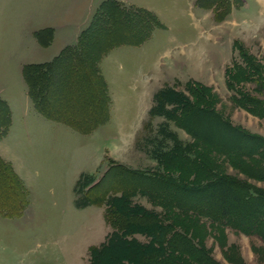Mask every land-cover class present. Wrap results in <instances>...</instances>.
Wrapping results in <instances>:
<instances>
[{
    "label": "trees",
    "instance_id": "obj_1",
    "mask_svg": "<svg viewBox=\"0 0 264 264\" xmlns=\"http://www.w3.org/2000/svg\"><path fill=\"white\" fill-rule=\"evenodd\" d=\"M196 4L213 9L215 19L220 22L231 13L233 5H242L243 0H196ZM161 26L163 23L151 10L118 0L103 1L76 44L66 45L51 61L24 65L23 76L38 111L82 133L108 121L111 96L100 71L101 59L116 46L141 44ZM36 35L43 40L42 32ZM236 47L244 53L237 43ZM243 57L248 65L243 73L264 89V78L257 75L261 74L258 66L246 54ZM211 90L189 81L186 91L165 86L155 94L150 113L181 123L184 120L194 140L183 142L174 132L167 131L165 125V135L172 138L173 146L155 152L165 172L148 174L123 169L126 177L134 176L136 181L138 178L149 183L155 181L153 185L158 186L151 187L153 191L142 185L138 191L92 198V189L97 186L89 187L93 175H81L76 193L81 185L86 191H82V197L77 194V206L105 204V217L113 227L103 242L89 247L88 264H222L204 247L203 241L211 235L222 245L227 227L264 242V188L226 171L230 164L247 178L264 181V137L232 125L219 114ZM243 97L241 105L247 104L250 111L264 115L262 108L257 109L264 101ZM187 119H192L191 123ZM204 122L224 131L234 144L222 141L215 145V141L204 136L201 129ZM11 123V109L0 98V137L8 132ZM222 154L226 155L224 159L218 156ZM223 189L233 195L232 199H224ZM136 192L165 208V225L160 212L132 200ZM28 195L11 163L0 155V214L21 216L29 203ZM199 195L213 203L204 202L198 207L191 201ZM202 217H207L209 224L201 222ZM137 233L147 240L138 239ZM161 255L165 256L160 258ZM226 258L241 264L229 254Z\"/></svg>",
    "mask_w": 264,
    "mask_h": 264
},
{
    "label": "rangeland",
    "instance_id": "obj_2",
    "mask_svg": "<svg viewBox=\"0 0 264 264\" xmlns=\"http://www.w3.org/2000/svg\"><path fill=\"white\" fill-rule=\"evenodd\" d=\"M136 1L153 10L163 26L155 28L139 45L122 44L112 48L102 61L112 96L108 121L91 133L83 134L68 127L73 134L63 131L57 138H52L59 142L57 155L68 160L67 166L62 167L66 173L64 181L52 183L57 194L61 185L75 175L74 188L82 172L93 173L89 187L97 186L92 189V198L138 191L142 185L156 188L155 181L149 183L140 178L136 181L134 176L126 177L123 169L148 174L165 172L155 156L156 150L165 151L174 143L165 135V125L167 131L174 132L183 142L194 140L184 120L181 123L150 113L155 105V94L165 86L186 91V84L192 81L211 87L210 93L219 114L232 125L264 137V115L250 111L247 104H240L243 95L264 101V89L258 88L256 80L243 73L248 66L243 57L246 54L258 66L261 74L257 75L264 78V0H243L242 5H233L231 13L220 22L215 19L213 9L200 7L196 0ZM235 42L243 49V54ZM261 108L264 114V105L257 109ZM210 124L204 122L201 127L207 139L215 141V145L222 141L234 144L224 131L212 128ZM61 147H66L64 153L68 155L60 154ZM218 156L226 157L225 154ZM33 171L36 173L34 168ZM226 171L264 188V181L247 178L230 164ZM82 187L77 193L80 197L82 191H86ZM222 193L225 200L233 197L225 189ZM38 196L34 193V203ZM57 196L55 202L58 205L54 209L43 196L44 203L40 206L42 201H38L26 216L0 215V264L89 263L90 245H98L113 230L105 217L106 205L71 209L65 200L61 201L60 195ZM132 200L160 212L165 225V208L140 192H136ZM191 202L198 207L204 202L213 203L200 195ZM49 210L53 212L48 213ZM208 220L201 218V222L207 224ZM135 236L147 240L142 234ZM224 237L222 245L211 235L203 241L204 247L218 262L234 264L226 258L229 254L241 264H264L261 239L231 227L225 229Z\"/></svg>",
    "mask_w": 264,
    "mask_h": 264
},
{
    "label": "crops",
    "instance_id": "obj_3",
    "mask_svg": "<svg viewBox=\"0 0 264 264\" xmlns=\"http://www.w3.org/2000/svg\"><path fill=\"white\" fill-rule=\"evenodd\" d=\"M103 1L105 0H0V98L8 103L12 114L8 132L0 137V155L11 163L28 190L29 203L21 216H26L38 201H42L39 204L41 206L45 201L43 196L53 209L58 205L55 202L58 201L57 195H60L61 201L65 200L71 209L74 206L78 209L89 206H77L76 186L82 174L93 173L82 172L73 188L74 175L72 180L68 179L65 185H61L60 193H56L52 183L64 181L66 173L63 168L67 166L68 160L57 155L59 142L53 141L52 138H57L59 132L63 131L71 135L73 133L69 128H75L38 111L29 95L23 67L29 63L51 61L66 45L73 44L89 25ZM118 1L143 7L142 3L136 0ZM37 32H42L43 40L37 37ZM107 54L103 56L99 66L111 96L110 83L102 67V61ZM111 107L112 96L110 112ZM61 149V155H68L64 153L66 147ZM38 182L42 184L38 186ZM34 186L36 190L33 191ZM34 193L39 194L35 203Z\"/></svg>",
    "mask_w": 264,
    "mask_h": 264
}]
</instances>
